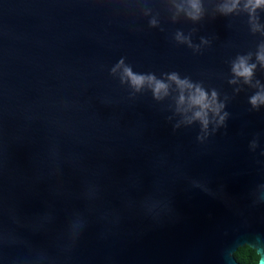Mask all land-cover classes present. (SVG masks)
<instances>
[{
	"label": "water",
	"instance_id": "1",
	"mask_svg": "<svg viewBox=\"0 0 264 264\" xmlns=\"http://www.w3.org/2000/svg\"><path fill=\"white\" fill-rule=\"evenodd\" d=\"M245 246L264 259V3L0 0V264Z\"/></svg>",
	"mask_w": 264,
	"mask_h": 264
},
{
	"label": "trees",
	"instance_id": "2",
	"mask_svg": "<svg viewBox=\"0 0 264 264\" xmlns=\"http://www.w3.org/2000/svg\"><path fill=\"white\" fill-rule=\"evenodd\" d=\"M258 256L256 251L248 246L239 248L235 253V257L240 264H258Z\"/></svg>",
	"mask_w": 264,
	"mask_h": 264
},
{
	"label": "clouds",
	"instance_id": "3",
	"mask_svg": "<svg viewBox=\"0 0 264 264\" xmlns=\"http://www.w3.org/2000/svg\"><path fill=\"white\" fill-rule=\"evenodd\" d=\"M259 3H264V0H257V4H259ZM241 74L242 75H250L251 69L250 68H243ZM133 80L135 83H139L140 81H142V78L134 77ZM253 103H255V100H253ZM257 261H258V264H264V259L260 258L259 256L257 257Z\"/></svg>",
	"mask_w": 264,
	"mask_h": 264
}]
</instances>
